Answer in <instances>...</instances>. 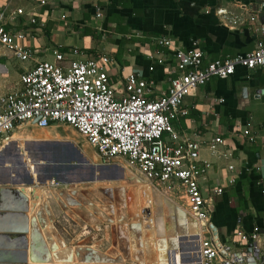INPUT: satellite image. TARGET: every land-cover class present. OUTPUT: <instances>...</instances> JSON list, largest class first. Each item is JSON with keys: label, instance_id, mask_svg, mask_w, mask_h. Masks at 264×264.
<instances>
[{"label": "crops", "instance_id": "obj_1", "mask_svg": "<svg viewBox=\"0 0 264 264\" xmlns=\"http://www.w3.org/2000/svg\"><path fill=\"white\" fill-rule=\"evenodd\" d=\"M23 8L21 14L15 15L6 9L0 10L4 27L14 31L22 30L25 36L17 42L32 51L30 59L20 60L0 45V95L17 88L20 74L31 68L36 60H53L55 50L69 54L73 47H77L83 56L104 54L112 57L114 63L109 66V76L120 95L123 77L131 71L153 79L157 90L167 86V64L173 66L174 61L171 51L155 42L157 37H170L175 46L186 50L194 47L200 49L203 64L226 55L248 52L264 38V0H44V3L40 0L35 4L24 5ZM220 9L227 13L226 18L219 15ZM235 16L241 17L243 22H229ZM30 18H34L35 22L31 23ZM161 51L167 64L156 61L157 53ZM150 66L152 69H149ZM263 87L264 66L246 69L238 65L227 78L211 77L206 84L198 86L186 96L182 107L188 110V114L180 116L173 123L175 128L183 130L188 137L203 143H207L215 135L225 139V144L221 147L229 150L226 157L212 154L205 146L202 147L200 156L211 163L208 178H215L223 173L228 163L235 165L236 178L214 199L211 214V220L217 227L222 242L229 247V252L241 247L228 238L235 229L244 232H250L254 226L264 229V94H260ZM22 126L23 131L15 128L8 139L0 142V150L7 141H15L12 137L16 133L26 136L35 133L34 129H30L33 125ZM41 133L48 134L46 131ZM53 133L57 138L62 136L56 128ZM38 134L37 132L36 136H31L32 139L47 140L36 138ZM249 135H253L255 140H249ZM11 148L13 145L9 147L12 153ZM94 158H89L92 161L89 164L91 168H87V164L77 167L74 165L73 169L60 171L64 178L54 179L59 182V186L42 188L43 182H29L25 176L8 186L24 190L30 202L34 203V209L37 204H42L43 189L55 190L57 197L59 192L67 195L71 200L69 204L59 198L49 202L54 225H57V219L61 216H79L80 220L87 222L85 212L79 215L76 208H84L92 203V197L89 196L92 189L90 183L93 182L96 189L110 186L98 182L96 171L99 170V178L102 179L113 173L117 174L122 169L97 167ZM3 161L8 163L6 159H2L0 164ZM27 170L29 172L28 166ZM72 170L78 172L72 174ZM22 172L24 174L23 170ZM11 176L15 177L16 172L12 170ZM130 178L134 181L127 185L128 188L135 189L138 203L143 200L148 212V225L145 227L143 221L141 238L148 239V252L154 263L159 264V250L163 253L168 242L163 249V245L157 242L158 232H187L188 226L183 223L185 219L176 202L171 203V199L159 196L146 187L141 192L137 185L140 183L148 186L146 180L138 182L134 177ZM116 181L119 180H114ZM93 199L97 200V197ZM88 225L90 224L84 226L93 228ZM260 242L264 243V234L261 232ZM15 244L13 239L0 237V249L8 250ZM144 252L146 253V246ZM133 261L131 260V264ZM6 263L9 262H0ZM29 263L27 260L26 264Z\"/></svg>", "mask_w": 264, "mask_h": 264}, {"label": "built area", "instance_id": "obj_2", "mask_svg": "<svg viewBox=\"0 0 264 264\" xmlns=\"http://www.w3.org/2000/svg\"><path fill=\"white\" fill-rule=\"evenodd\" d=\"M218 13L227 16L222 9ZM2 16L0 13V45L20 60L30 59L31 49L17 42L25 33L6 29ZM30 22L35 19L30 18ZM229 22L238 24L243 19L235 16ZM155 42L171 51L174 61L171 66L162 51L157 53L156 61L167 64L169 73L167 86L161 90L155 88L153 79L131 71L123 77L118 95L109 76L114 59L104 54L83 56L77 47L69 54L55 50L53 60H36L20 74L17 88L0 95V142L8 139L15 128L32 125L34 120V126L40 129L51 124L75 129L94 147L102 165H126L172 201L183 200L181 205L199 225L190 247L197 258L193 264H224L229 251L211 214L214 199L236 178L235 165L228 163L223 173L208 178L211 163L201 158L200 151L205 146L212 154L226 157L229 150L221 147L225 139L215 135L203 143L188 137L173 123L188 114L182 107L185 97L211 77L227 78L238 65L246 69L263 67L264 38L248 52L205 64L202 51L196 47L186 50L175 46L170 37H157ZM260 94H264V87ZM248 138L255 140L253 135ZM41 186L55 187L59 182L45 180ZM260 232L258 226L250 232L235 229L228 238L241 247L250 244L252 249H260Z\"/></svg>", "mask_w": 264, "mask_h": 264}, {"label": "bare ground", "instance_id": "obj_3", "mask_svg": "<svg viewBox=\"0 0 264 264\" xmlns=\"http://www.w3.org/2000/svg\"><path fill=\"white\" fill-rule=\"evenodd\" d=\"M38 133L39 134L36 137L38 139L51 138L49 134L41 133L40 131H38ZM31 136L30 135L26 136L22 133L14 134L12 139L15 141L11 143L10 141L9 142L7 141L8 143L6 142L7 145L4 146L5 148H2L0 150V160L6 159L8 162H11L12 153L10 152L9 147L12 146L14 143H17L16 141H18L17 145H19L22 152L26 154L25 157H27L28 153L31 155H34L35 152L39 150L41 151L40 153L42 154V156L41 155L40 156L42 158L46 157L50 160H53L52 157H50V155L46 153V150H45V147L49 149V145H45L41 148L37 147V145L34 143H38V142L29 141L33 137ZM26 141H29L27 144V147H25ZM94 159L96 160V157ZM51 163L53 164L52 161ZM78 164L82 166L86 165L84 162H80ZM27 166L29 168V172H31L30 176L33 178L34 182L40 183V179L43 178V176H40L42 173L41 172L42 169L40 167L42 166H35L32 162H27ZM119 167H121L123 170L120 169L119 173L118 172L117 174L115 173L113 177L110 176L108 178H102V179L99 178V175L101 174L99 170H97L96 174H98V177H97L98 181H101L103 184H106V185H110L112 181L114 182V180H119L121 184L123 182L128 183L129 178L130 177L133 178L134 174L126 165H122ZM77 172L78 171L72 170L71 173L76 174ZM54 179L55 178H53L52 176L51 177L48 176L46 177L45 180L51 181ZM146 182L149 184L148 186H144V184L142 185L138 184L137 189L138 190L141 189V192H142V190L146 187L147 189H150L151 191L155 192L159 196L164 195L160 193L159 191H157L148 181ZM99 189H111V191H110V194L108 193V195L105 197H100L99 193L97 192V200L93 199L92 197V203H88V205H86L84 208L79 207L80 208L79 209V208H76L77 206H74L77 210L76 212L79 215H82V212H85L84 214H85V217L88 223L96 226V228H100V225L103 221L110 222L111 224L116 225L117 227H120V232H121V236L123 239V242L121 243H123L124 245L118 242V246H115V247L118 248L119 253H120L118 254V256H121L122 261L125 258H129L131 260H134L133 264H155L153 257H151V254L148 252V249H149L148 239L141 238L142 237L141 227H142L143 221L145 222V227L148 225L147 224L148 223L147 222L148 212L146 211V208L144 207V201L142 200V203H140V201L138 203V196L136 192H134L135 189L134 190L129 189L128 186L127 187L122 186V185L115 186V187L107 186V187H101ZM35 193L38 194V191H36ZM43 194H44V199L41 202L42 204L41 205L37 204L36 209H34V207L32 206L34 205V203L30 202L29 196L26 194L29 199L28 216L29 218L31 216H35L37 223L39 225V228L41 230V233L48 245L50 255L52 258V263L54 264L79 263V257L76 254V248H75L76 246L68 245L66 240L56 230L53 224V214L50 209V203H49L50 200H54L56 198H59L62 201L64 200L66 204H69L71 200L69 199L67 195H62L60 192L58 193V197H57L56 196L57 192L55 190L48 191L47 189H43ZM98 198H100L101 200H99ZM167 198L165 199L171 202V200H169L170 198L169 199ZM141 199H142V194H141ZM171 203H173V201ZM177 204L179 205V206L177 205V207L180 213H182L184 216L185 220L183 221V223L187 224L188 231L187 232H182V231L176 232L172 230L168 232L169 234L163 233L164 231L158 232L159 239L157 242L158 244L163 245V249L165 248V245L168 242V247H166L163 253L162 252L160 253L161 250H159V257H158L159 264H188V263H193L195 260V259L194 260L192 259L195 257H193V255L191 254V251L193 250L190 247L191 245L193 246L194 244L193 236L196 233H198L199 225L197 224V222H195V220L191 216L187 214L185 208L181 204L179 203ZM39 205L40 207H38ZM31 211L32 213L30 214ZM95 213H97V215ZM99 214L101 215L98 216ZM83 233L84 234L89 233L88 227L85 228ZM182 240H184L182 245L183 247H185V249L183 250V253H185L184 255H182L181 248H180L181 247L180 241ZM91 245L101 250H107V248L109 247V243L107 242L106 239L93 242ZM145 246H146V253L144 252ZM122 249H124V252L121 251ZM43 264H47V263L44 262Z\"/></svg>", "mask_w": 264, "mask_h": 264}, {"label": "water", "instance_id": "obj_4", "mask_svg": "<svg viewBox=\"0 0 264 264\" xmlns=\"http://www.w3.org/2000/svg\"><path fill=\"white\" fill-rule=\"evenodd\" d=\"M35 121L32 122V125L35 124ZM29 141L38 142L41 140ZM29 141H26L25 147ZM7 143L3 144L2 148H5ZM12 150L11 162L5 163L3 161L0 164V174H2L0 175V237L13 239L16 246L12 245L13 247L8 250L0 249V262L26 264L28 260L29 264H43L44 262L51 264L50 251L37 220L35 216L30 218L28 216V196L21 188L8 185L21 180L20 169L24 171V176L29 182L34 181L27 170V162H32L35 166L48 167L52 165L51 161L53 162V160L29 153L25 157L26 154L22 152L17 143L13 144ZM12 170L16 172L17 176H11ZM40 182H45V178H41ZM261 233L264 234V229H261ZM183 241H180L182 255L185 254L183 253L185 249L182 245ZM75 248L79 263L105 264L110 262L111 264H118V262H122L121 256L115 257V260L114 257L91 245H77ZM226 250H230L229 247ZM192 259L194 260V258ZM224 264H264V251L252 249L248 244L240 247L237 251L229 252L228 259L224 261Z\"/></svg>", "mask_w": 264, "mask_h": 264}, {"label": "rangeland", "instance_id": "obj_5", "mask_svg": "<svg viewBox=\"0 0 264 264\" xmlns=\"http://www.w3.org/2000/svg\"><path fill=\"white\" fill-rule=\"evenodd\" d=\"M40 0H0V10L6 9L8 12H15L18 13L19 11L23 12V6L27 4H35ZM24 126L18 127V129H23ZM25 128L29 129V127L25 126ZM58 130V132L62 135L61 137L57 138L55 137L53 131L55 132ZM30 129H34V134L32 136H36L37 132H43L46 131L48 134H50L51 138L47 139L51 141L53 144L49 145V149L45 147L46 153L50 155V157L53 158V164L48 167H40L43 171L40 176H43V178L46 179V177H54L55 179L64 178L60 171L69 169H73L74 165L77 167L79 165L78 163L84 162L85 164L89 165L90 159H93L96 157L95 164L97 167H100L102 164L100 163V159L98 155L96 154V151L94 147L88 143V141L79 135V133L65 125V124H51L47 129H40L33 126H30ZM57 138V139H55ZM63 143V144H62ZM65 145V146H64ZM51 153V154H50ZM84 156V159L82 158ZM86 156V157H85ZM90 158V159H89ZM83 160V161H82ZM92 162H90L91 164ZM67 164V165H65ZM72 164V165H71ZM103 167H108L112 170H117L121 167L115 166V165H108ZM90 168V166H88ZM123 170V169H122ZM132 173L134 174V178L141 182L144 179V177L139 174L135 169H130ZM20 177H24V174L22 170H20ZM101 174V173H100ZM114 174V173H113ZM113 174L110 175L113 177ZM137 176V177H136ZM67 178V177H66ZM128 183H122L123 186H127L130 184V182H133L134 180H130ZM101 182V181H98ZM121 183L120 181H116L114 183H111L110 186H117V184ZM92 186L90 189L91 193L89 196L91 197H97V192L99 193L100 197H105L110 194L111 189H95L97 187L93 183H90ZM140 184V183H139ZM180 204L184 203L183 200H180ZM66 218V219H65ZM65 218L58 217L57 219V225H54L58 233L66 240L68 245L71 246H77V245H91L93 242H97L99 240L106 239L109 243V247L107 250H104V252L107 255L113 256L114 258L118 256L119 250L117 247L118 242L120 244L124 245L123 239L120 232V227H117L116 225L111 224L110 222L104 221L100 228H96V226L91 225L90 223L84 222L80 220L78 216H65ZM90 224L88 226H92V229L89 233L84 234L86 226L85 224ZM83 234V235H82ZM220 234V233H219ZM231 244V243H230ZM262 244L259 243L260 249L262 250ZM232 245V244H231ZM121 248V247H120ZM98 249V248H97ZM101 250V249H99ZM103 251V250H102ZM124 252V249L121 250ZM116 260V258H115ZM54 264V263H51ZM68 264V263H65ZM74 264H84V263H74ZM104 264V263H103ZM105 264H111L110 262H107ZM118 264H131V259L125 258L122 262H118Z\"/></svg>", "mask_w": 264, "mask_h": 264}, {"label": "flooded vegetation", "instance_id": "obj_6", "mask_svg": "<svg viewBox=\"0 0 264 264\" xmlns=\"http://www.w3.org/2000/svg\"><path fill=\"white\" fill-rule=\"evenodd\" d=\"M34 144H36L37 145V147H43V146H45V145H51L52 144V142L51 141H49V140H42V141H38V143H34ZM41 151H39V150H37L36 152H35V154L36 155H41L42 156V154L40 153ZM43 153H45V152H43ZM34 154V155H35ZM47 156V155H46Z\"/></svg>", "mask_w": 264, "mask_h": 264}]
</instances>
